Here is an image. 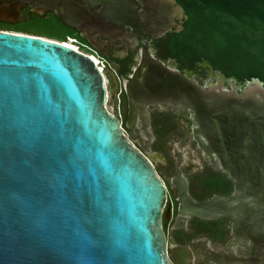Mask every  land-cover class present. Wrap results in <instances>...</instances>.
<instances>
[{"label":"water","instance_id":"95a60500","mask_svg":"<svg viewBox=\"0 0 264 264\" xmlns=\"http://www.w3.org/2000/svg\"><path fill=\"white\" fill-rule=\"evenodd\" d=\"M16 1L37 15L52 12L74 31L134 27L138 17L135 0H83L89 9L103 7L87 16L86 27L78 0ZM138 1L156 20L157 34L181 30L186 16L174 0ZM16 15L2 12L0 22L14 23ZM225 80L231 91L220 84L200 89L141 50L124 84L122 128L106 109L104 80L87 56L0 31V264H190L186 248H170L166 257L165 190L151 158L132 145L136 115L147 126L146 107L167 103L191 112L198 147L238 182L228 199L202 202L176 186L174 228L187 218L227 217L234 236L264 249V86L252 79L236 94L235 79ZM109 83L114 95V75ZM217 256L216 264L254 261Z\"/></svg>","mask_w":264,"mask_h":264},{"label":"flooded vegetation","instance_id":"af4514ba","mask_svg":"<svg viewBox=\"0 0 264 264\" xmlns=\"http://www.w3.org/2000/svg\"><path fill=\"white\" fill-rule=\"evenodd\" d=\"M78 1L81 2L82 15L86 18L87 27L90 24L87 16H99L103 7L89 9L83 0ZM135 3L138 17L134 27L113 24L98 32H90L85 28L75 31L79 37L75 39L76 43L102 63L103 75L105 72L108 77L114 75L116 79L113 95L111 84L104 76L105 105L113 106L111 114L118 120L120 127H124L127 112L124 84L128 82L140 60L141 50H146L153 60L160 62L167 69L195 82L200 89L220 84L221 89L232 90L225 80L231 77H225L221 72L214 70L208 61L201 59L191 63L189 67L188 64L178 61V57L167 55L169 36L175 32L169 28L157 34L156 20L143 9L138 0H135ZM24 9L32 13L36 10L35 7L21 5L16 0L8 3L0 0V14L2 12L6 15L18 14ZM174 21L178 24V20ZM191 58L195 59V56ZM240 84L242 83L235 80L236 94H239ZM146 113L147 126H141L143 122L136 115L135 125L138 132L134 133L132 145L135 149L145 150L151 158L154 174L165 190L160 225L166 241V257L169 255L170 248H186L191 255L190 264H216L214 261L218 258L217 254H223L226 258L230 256L253 258L252 264H264L263 246L256 247L247 237L234 236L233 222L227 217L210 221L187 218L182 228H174L173 221L177 205L176 186L181 189L184 185L185 192L191 200L202 202L211 201L213 198L228 199L238 182L233 181L228 172L221 168L213 153H205L198 147L192 133L196 124L192 121V115L188 109L170 103L164 106L155 104L148 105ZM201 140L204 142L203 139ZM241 183L244 184V182ZM223 264L233 263L227 259Z\"/></svg>","mask_w":264,"mask_h":264},{"label":"trees","instance_id":"16d2710c","mask_svg":"<svg viewBox=\"0 0 264 264\" xmlns=\"http://www.w3.org/2000/svg\"><path fill=\"white\" fill-rule=\"evenodd\" d=\"M186 20L169 36L167 55L190 64L210 66L238 83L255 79L264 86V0H174ZM18 15L32 24L0 22V31L34 36L57 43L79 39L52 12L37 15L26 9ZM52 15L51 19H47ZM53 23L54 27L45 24ZM195 56V59L191 57Z\"/></svg>","mask_w":264,"mask_h":264},{"label":"built area","instance_id":"2783aa9c","mask_svg":"<svg viewBox=\"0 0 264 264\" xmlns=\"http://www.w3.org/2000/svg\"><path fill=\"white\" fill-rule=\"evenodd\" d=\"M59 44L74 48L75 50H77V52L87 56L88 58L93 59L95 62L94 66L97 68L98 72L101 74V76L104 80V83L106 84V80H105V77L103 75L104 67H103L102 63L96 57H94L93 55H91L89 53L83 52V47L78 45L74 39L66 38L64 43H59Z\"/></svg>","mask_w":264,"mask_h":264},{"label":"rangeland","instance_id":"374dc122","mask_svg":"<svg viewBox=\"0 0 264 264\" xmlns=\"http://www.w3.org/2000/svg\"><path fill=\"white\" fill-rule=\"evenodd\" d=\"M51 16L52 15H48L47 19H51ZM17 20H18V24H20V25L32 24V21H33L32 19H24V18L20 17L18 14L16 15V18H15L14 22H16ZM45 26L52 28V27H54V24L53 23H49V24H45ZM83 52L87 53L84 49H83ZM104 76L109 81V77H108V75L105 72H104ZM105 106H106V109H107V111L109 113H113V106L111 104H106Z\"/></svg>","mask_w":264,"mask_h":264},{"label":"bare ground","instance_id":"6f19581e","mask_svg":"<svg viewBox=\"0 0 264 264\" xmlns=\"http://www.w3.org/2000/svg\"><path fill=\"white\" fill-rule=\"evenodd\" d=\"M65 47H66V46H65ZM67 47L77 52V50H75L74 48H71V47H69V46H67ZM89 59L92 61L93 65H94V64H95L94 60L91 59V58H89Z\"/></svg>","mask_w":264,"mask_h":264}]
</instances>
